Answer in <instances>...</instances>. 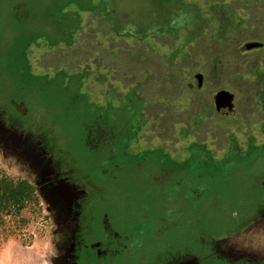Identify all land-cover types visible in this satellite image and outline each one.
Instances as JSON below:
<instances>
[{
	"label": "rangeland",
	"instance_id": "1",
	"mask_svg": "<svg viewBox=\"0 0 264 264\" xmlns=\"http://www.w3.org/2000/svg\"><path fill=\"white\" fill-rule=\"evenodd\" d=\"M248 38L264 0H0V176L39 198L5 217L0 264H72L83 195L130 237L129 264H264V47L248 61Z\"/></svg>",
	"mask_w": 264,
	"mask_h": 264
},
{
	"label": "flooded vegetation",
	"instance_id": "2",
	"mask_svg": "<svg viewBox=\"0 0 264 264\" xmlns=\"http://www.w3.org/2000/svg\"><path fill=\"white\" fill-rule=\"evenodd\" d=\"M245 40L247 41L239 47V54L243 57H246L248 61H252L256 58L255 55L252 56V52H254L256 49L245 51L243 50V46L247 42L256 40H260L262 41L261 43H263L264 38H248ZM221 49L223 51L218 56V59L222 66L226 64L225 62H228L229 66L234 65L236 54H233L231 50L225 52L224 48ZM218 71H220V68L218 69ZM197 75H202L203 84L202 86H199L200 88H203L205 77L203 71L198 73ZM232 103L234 104L235 111L233 115L236 116L239 112V108L236 104V96L234 94ZM21 106L23 105L15 106V111L19 116L27 113V109L25 108V110L22 111L20 108ZM222 114L227 115L225 113ZM79 202V213L77 215L78 230L75 235L76 243L74 245L75 247L72 255V264H129L130 262H132L131 260H134L135 258V250H132V241L130 237L117 234L114 231L110 220L108 219V215L105 216L104 220L101 221L95 219L94 211L88 205L89 202L86 200L84 195L80 198ZM214 254H216L220 260L228 261L230 264H249L248 261L231 262L225 259V257L218 255L217 253ZM194 257L197 258V256ZM197 264H199V262H197Z\"/></svg>",
	"mask_w": 264,
	"mask_h": 264
},
{
	"label": "trees",
	"instance_id": "3",
	"mask_svg": "<svg viewBox=\"0 0 264 264\" xmlns=\"http://www.w3.org/2000/svg\"><path fill=\"white\" fill-rule=\"evenodd\" d=\"M38 204L37 188L30 181L5 174L0 176V226L5 223L6 216H10L11 221L18 218L20 222H25L22 212Z\"/></svg>",
	"mask_w": 264,
	"mask_h": 264
},
{
	"label": "water",
	"instance_id": "4",
	"mask_svg": "<svg viewBox=\"0 0 264 264\" xmlns=\"http://www.w3.org/2000/svg\"><path fill=\"white\" fill-rule=\"evenodd\" d=\"M261 47H263V43L258 42V41H252V42H247L243 46V50L249 51V50L258 49ZM197 77L200 78L199 85L202 86L203 84L202 75H197ZM214 100H215L216 107L222 113L229 114V115L235 113L234 104L232 103L233 95L231 92L227 90H221L214 95Z\"/></svg>",
	"mask_w": 264,
	"mask_h": 264
}]
</instances>
